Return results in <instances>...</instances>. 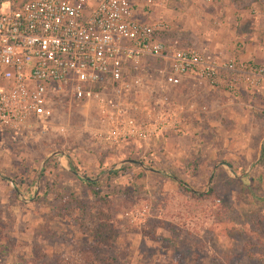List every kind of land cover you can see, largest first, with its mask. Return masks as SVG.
Segmentation results:
<instances>
[{"label": "rangeland", "instance_id": "obj_1", "mask_svg": "<svg viewBox=\"0 0 264 264\" xmlns=\"http://www.w3.org/2000/svg\"><path fill=\"white\" fill-rule=\"evenodd\" d=\"M150 1L147 8L146 0H133L134 9L149 22L165 21L164 43L199 28L198 16L186 12L187 0ZM15 2L1 4L0 11ZM142 66L140 97L167 93L172 102H191L183 86L163 90L158 59L146 58ZM50 103V123L63 134L0 132V264H264V177L232 178L218 167L197 177L199 154H175L174 142L153 159L149 152L133 156L125 147L96 144L91 101L81 106L52 97ZM127 156L153 172L134 164L121 169ZM82 176H99L95 195ZM98 209L119 229L111 248L86 237Z\"/></svg>", "mask_w": 264, "mask_h": 264}, {"label": "built area", "instance_id": "obj_2", "mask_svg": "<svg viewBox=\"0 0 264 264\" xmlns=\"http://www.w3.org/2000/svg\"><path fill=\"white\" fill-rule=\"evenodd\" d=\"M13 6L0 11L2 133L42 128L63 134L50 123L52 97L81 106L91 101L94 142L108 148L151 144L177 131L189 114L205 113L204 106L172 102L167 93L140 97L146 58L162 63L163 90L182 80L228 92L264 85V63L164 43L165 21H136L133 0H16Z\"/></svg>", "mask_w": 264, "mask_h": 264}, {"label": "crops", "instance_id": "obj_3", "mask_svg": "<svg viewBox=\"0 0 264 264\" xmlns=\"http://www.w3.org/2000/svg\"><path fill=\"white\" fill-rule=\"evenodd\" d=\"M186 2V12L197 15L201 22L190 35L188 30H181L177 34L180 39L173 42L222 60L234 57L239 61L264 63V0ZM133 18L142 23L151 19L148 21L135 9ZM180 86L186 99L198 107L204 106L205 113L189 114L177 131L159 136L142 150L137 144L124 146L126 152L133 156L149 152L151 158L153 155L156 158L174 142L175 154H199L197 177L209 169L210 175L217 167L232 178L264 177V156L260 158L262 152L264 155V85L238 86L230 92L193 80H182Z\"/></svg>", "mask_w": 264, "mask_h": 264}, {"label": "trees", "instance_id": "obj_4", "mask_svg": "<svg viewBox=\"0 0 264 264\" xmlns=\"http://www.w3.org/2000/svg\"><path fill=\"white\" fill-rule=\"evenodd\" d=\"M126 158H133V157L127 156ZM139 160L142 161V159ZM67 163H68V169L75 173L76 170L75 168L70 166L69 160L67 161ZM130 165L133 164L123 165L121 169H125ZM190 166L194 168L193 164H190ZM116 174L117 172H110L107 175L108 177H115ZM80 182L86 185L91 190L92 195L96 194V191H94V189L98 187L101 183L100 181L92 182V181H82V180H80ZM12 183L15 184L13 181ZM178 183L180 185H183L181 181ZM118 236H119V229L112 224V221L110 220L108 213L101 209L96 210L94 215V223L87 230V234H86V237L91 242V244H93L96 247L111 248L116 243ZM0 254H3V252L1 251ZM16 264H34V261L19 260Z\"/></svg>", "mask_w": 264, "mask_h": 264}, {"label": "water", "instance_id": "obj_5", "mask_svg": "<svg viewBox=\"0 0 264 264\" xmlns=\"http://www.w3.org/2000/svg\"><path fill=\"white\" fill-rule=\"evenodd\" d=\"M54 154H56V153H54ZM54 154H52V155H54ZM258 154L260 155V152H259ZM52 155L45 157V158L43 159V161H42L40 167H42V166L44 165L45 161H46L49 157H51ZM119 164H120V165L134 164V165L140 166L142 169H144V170H146V171L153 172V170H151L150 168L145 167V166L143 165L142 162L135 161V160L130 159V158H126V159L121 160V161L119 162ZM39 169H40V168H39ZM109 171H110V169H109V170H106V172H109ZM38 172H39V170H38ZM71 172H72V171H71ZM81 178H82L84 181H92V182H95V181L99 178V176L96 177V178H92V179H91V178H87V177H83V176H82ZM176 181H177V182H180L179 180H176Z\"/></svg>", "mask_w": 264, "mask_h": 264}]
</instances>
